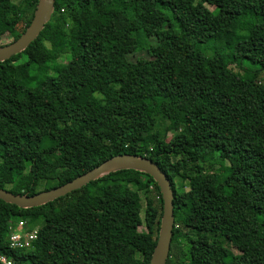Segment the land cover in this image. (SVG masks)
I'll use <instances>...</instances> for the list:
<instances>
[{
    "label": "trees",
    "instance_id": "obj_1",
    "mask_svg": "<svg viewBox=\"0 0 264 264\" xmlns=\"http://www.w3.org/2000/svg\"><path fill=\"white\" fill-rule=\"evenodd\" d=\"M38 2L0 0V38L16 41ZM105 60L115 80L67 83ZM263 78L264 0H55L37 40L0 63V189L33 196L138 155L174 192L167 264H264ZM86 91L94 101L77 106ZM162 215L157 183L133 170L36 208L0 200V257L149 264ZM181 217L208 223L185 234ZM22 221L37 239L12 249L9 222Z\"/></svg>",
    "mask_w": 264,
    "mask_h": 264
},
{
    "label": "water",
    "instance_id": "obj_2",
    "mask_svg": "<svg viewBox=\"0 0 264 264\" xmlns=\"http://www.w3.org/2000/svg\"><path fill=\"white\" fill-rule=\"evenodd\" d=\"M54 5L55 0H39L34 17L26 31L16 41L0 47V63L24 52L37 40L53 15ZM124 170L143 172L151 176L160 189L163 200V215L157 244L149 264H167L175 226L174 192L167 175L148 158L130 154L119 155L63 186L33 196L15 195L5 189H0V200L22 209L36 208L80 190L99 178Z\"/></svg>",
    "mask_w": 264,
    "mask_h": 264
},
{
    "label": "rangeland",
    "instance_id": "obj_3",
    "mask_svg": "<svg viewBox=\"0 0 264 264\" xmlns=\"http://www.w3.org/2000/svg\"><path fill=\"white\" fill-rule=\"evenodd\" d=\"M16 3H20L22 0H14ZM44 38L49 39V42L57 46L59 36L49 30L46 29L42 35ZM13 41L10 35H5L0 38V46L7 45ZM208 55H211L212 52L208 51ZM117 78V66L112 64L109 60H105L101 64H88V65H79L72 75L68 78V84H81V83H96V82H105L107 80H115ZM264 84V78L262 79ZM94 96L91 92L86 91L81 98L75 101L77 106L88 107L90 102L92 103L94 100ZM1 162V159H0ZM120 172V171H117ZM114 172V173H117ZM120 176L132 174V173H118ZM141 198L143 203L145 204V196L141 194ZM208 221L205 218H196V217H181L179 222L177 223L178 227L183 231L185 234H192L195 232L196 229L206 225ZM38 230V228H35ZM143 230V228H140ZM182 245L185 248V252L188 251L187 244L185 240H182ZM135 264H141V256H137Z\"/></svg>",
    "mask_w": 264,
    "mask_h": 264
},
{
    "label": "built area",
    "instance_id": "obj_4",
    "mask_svg": "<svg viewBox=\"0 0 264 264\" xmlns=\"http://www.w3.org/2000/svg\"><path fill=\"white\" fill-rule=\"evenodd\" d=\"M9 242L12 249L28 250L31 248L33 242L37 239V230L27 231L26 222H19L14 225L9 222ZM0 264H16L12 259L2 256L0 257Z\"/></svg>",
    "mask_w": 264,
    "mask_h": 264
}]
</instances>
